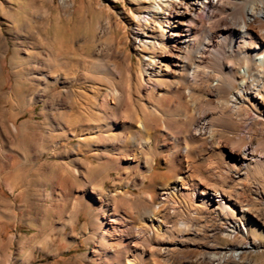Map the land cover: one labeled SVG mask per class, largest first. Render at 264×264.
Returning a JSON list of instances; mask_svg holds the SVG:
<instances>
[{"label": "rangeland", "instance_id": "obj_1", "mask_svg": "<svg viewBox=\"0 0 264 264\" xmlns=\"http://www.w3.org/2000/svg\"><path fill=\"white\" fill-rule=\"evenodd\" d=\"M148 9L134 0H0V264H116L117 251L126 250L118 242L112 252L101 250L105 211V225L111 229L112 219L120 235L132 237L124 244L138 246L133 264H264V110L252 97H238L234 114L221 117L225 97L203 95L212 100L203 107L208 125L197 120L198 135L187 142L183 126H150L151 134L175 135L183 146L174 148L192 168L185 181L190 194L160 204L166 249L142 236L137 227L145 219H136L135 207L120 205L125 192L141 204L147 195L161 199L163 180L153 176L168 171L164 148L151 172L140 156L127 160L134 147L125 138L136 126H109L100 107L111 89L126 101L122 112L133 102L163 104L170 91L138 81L152 51L136 42L134 28ZM153 35L160 37L158 27ZM188 108L201 112L196 98H188ZM109 127L125 138L99 140ZM92 137L89 147L83 144ZM245 150L253 162L240 159ZM205 185L227 198L229 211L199 206L193 194ZM74 201L81 204L77 215ZM235 222L248 233L235 232Z\"/></svg>", "mask_w": 264, "mask_h": 264}, {"label": "bare ground", "instance_id": "obj_2", "mask_svg": "<svg viewBox=\"0 0 264 264\" xmlns=\"http://www.w3.org/2000/svg\"><path fill=\"white\" fill-rule=\"evenodd\" d=\"M134 1L136 5L149 7L147 11L137 15L138 23L134 30L136 32V42L141 47L152 51L151 55H147L146 68L137 80L140 86L148 85L152 88H162L169 85L170 89L168 86L167 88L170 91L167 96H164L163 104L156 105L152 103L154 100L149 101L147 106L139 105L137 102H133V105L127 102L128 106L122 112L120 104L126 101L121 102L123 96L116 89L109 90L110 98L103 97L104 99H101L100 104L103 116L110 123L109 126H136V131L131 137L119 136L117 138L113 136V127H109L105 130L106 134H99L97 138L103 140L113 136L111 138L114 140L125 138V142L132 139L134 153L127 160L134 161L135 158L140 156V160H143V166L148 172L152 171L159 150L164 148L165 150H162V152L169 154L165 159L168 171L165 174H154L153 176L155 183L161 179L163 180L160 187L161 199L155 195L146 194L147 196H144L145 203L141 204L135 202L126 192L120 195V198L122 196L121 199L118 197L120 205L136 208V219L142 221L145 219V224L137 228L141 231L140 233H143L142 236L154 240L155 249L159 251V249L164 250L167 248V241L162 239V235L165 236L168 232L166 223L163 224L164 228H161L159 224L160 204L174 195L188 196L190 194L185 181L191 177L190 172L192 170L190 171L191 167H189V163L187 164L188 161L183 156V151L179 150L181 147L179 149L174 148L176 145L174 142L181 146H183V143L176 141V136L174 135V137L170 132H166L164 135H160L158 132L151 134L154 128L150 126H158L157 128L163 125L167 128L168 126H183L182 131L185 132L187 139L184 138L187 142L193 136L198 135V131H193V126H195L197 120H202L200 126L208 125L206 119L210 116V112L203 109V107L206 104H212V100L204 99L205 96L203 95L215 94L216 92L222 94L226 99L219 113L221 117L232 116L233 111H235L234 108L237 107L235 101L243 95L254 98L258 109L264 110V0ZM156 27L160 29V37L158 38L153 35ZM158 48L160 49L159 54L156 53ZM167 81H171V83L166 84ZM213 81H217L218 84L213 85ZM237 84H239V88H237L236 96L233 95L230 98L231 91L236 88ZM188 98L199 100L201 112L197 116L189 114ZM206 109L210 110V107ZM178 114H185L186 120H182L180 116L174 118ZM123 129L125 128L123 127ZM93 141L94 138L92 137L91 139H84V143H82L89 147ZM147 152L151 156L147 157ZM239 157L250 162L255 159L254 153L251 154L247 150ZM103 158H107V161L109 159L108 155L103 156ZM140 163L138 165H141ZM86 166L89 168L88 163H86ZM146 179V177H143L140 185L145 184ZM153 184L151 183V185ZM193 197L200 207L205 206L207 209L217 207L222 212L229 211L227 198L221 192L209 186L199 187L194 192ZM59 207L61 206L59 205ZM74 207L75 215H77L81 207L80 202L76 201ZM168 215L169 213L166 214L167 217ZM166 216L165 218H167ZM103 217L99 237L101 250L103 253L112 252L118 248L112 242H118L124 245L126 252L120 253V251H117L116 264H133L130 253L135 252L138 246L136 244H124L126 237L120 235V229L119 226H116V222L112 219L109 220L111 227L109 229L105 225L108 217L106 211ZM232 228L235 232L237 230L245 234L248 233L247 226L241 223L235 222V226ZM130 238L132 237H128L126 240ZM168 250L170 249L168 248ZM239 254L240 252H236L234 256H239ZM213 258L219 260L221 257Z\"/></svg>", "mask_w": 264, "mask_h": 264}]
</instances>
